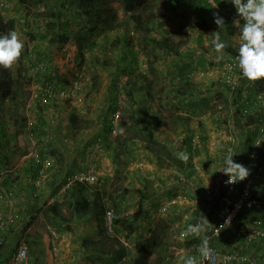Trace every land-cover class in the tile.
Returning <instances> with one entry per match:
<instances>
[{"label":"crops","instance_id":"obj_1","mask_svg":"<svg viewBox=\"0 0 264 264\" xmlns=\"http://www.w3.org/2000/svg\"><path fill=\"white\" fill-rule=\"evenodd\" d=\"M65 1L59 0L56 7L51 9H47L46 4L44 7L30 5L28 9L27 2L19 4L24 8L22 16L32 27H39L41 23L48 25L52 19L47 13L35 16L36 12L59 8L61 14L59 19L56 18L58 25L69 28L92 23L100 32L103 26L100 19L102 14L98 16L97 13L100 0H68L69 4H65ZM140 1L147 5L150 1L153 6L160 3L164 8L161 16L154 15L151 19V36L178 41L176 39L181 37L184 38L180 40L187 39L188 33L191 42L202 44L210 40L214 42L219 35L225 47L217 52L214 43V50L210 53L209 49L202 53L198 48L194 51L191 48L186 51L160 48L165 54L163 58L167 59L162 61L164 65L160 66L159 71L168 81L160 87L165 97L155 92V84H150L151 91L143 95L141 105L147 111L146 123L152 124L159 145L167 151L153 153L144 147V142H133V155L129 156L131 160L125 181L115 177L117 142L114 138L117 130L111 133L110 130L117 127L113 126V122L118 121L117 116L110 120L109 114L100 118L93 115V120L88 122V113L94 112L93 109L86 113L81 102L59 103L42 99L38 89L27 103L25 115L28 133L22 136L23 132L11 131L12 124L17 130L19 124L8 117L2 119L0 110V147L4 151L5 165L9 168L0 175V212L11 209L15 215L10 225L0 229V234L6 238L5 245L0 248V264H5L21 237L27 238L31 264H137L136 259L143 255L147 257L146 264H185L188 258H194L196 264H200L205 239L208 245L222 254L233 256L229 264H264V236L254 234L259 227L264 233V158L252 156L256 123L260 115L253 112L241 116L240 126H233L235 121L229 122V131L214 129L218 123L213 117L208 122L210 109L206 110V105L213 104L212 93L208 96L207 92H200L201 97L196 94V88L204 91L210 88L206 84L200 87L201 80L205 78L202 77L203 71H206L200 59L210 57L211 53L212 57L213 54L217 56L215 59L227 56L228 46L239 50L243 43L236 39L241 32L235 29L241 22L238 24L239 19L230 14V10L236 7L232 0ZM77 2H82L84 9L92 12V19L79 9L75 11ZM153 6H149L151 10L155 9ZM5 12L10 19L15 18V25H22L20 15ZM216 13L225 21L220 27L214 22ZM175 25L179 26L180 31H173ZM61 38L63 40L42 49L44 54L37 57H43L46 66L39 78L57 82L60 87L74 74L79 57L75 35ZM131 47L128 51L129 56L133 57L139 50ZM131 51H135L134 54ZM190 72H194V79L199 77L195 79L193 87L184 84L185 80L178 79ZM113 94L108 89V95ZM157 104L163 105L164 110L172 105L179 107L175 112V123L161 118V115L156 119L151 118ZM1 107L4 113L6 106ZM76 108L80 110L79 117L73 114ZM178 115L191 119L187 122ZM231 136H235L237 141ZM22 137L29 138L34 145L18 148L16 143ZM229 147L233 149L234 162L249 169V176L241 183L252 181L255 203L244 209L228 230L215 236L210 228L215 221V209L224 193L220 181L226 174L221 168L225 166L224 155ZM181 154L185 158H181ZM260 164L257 172V165ZM42 168L50 176L39 183L37 177ZM82 173L97 176L96 182L88 183L86 196L91 198L92 190L98 189L106 210L113 208L117 215L112 234L107 232L105 226L109 237L105 241L100 220L91 211L72 210L63 203L65 190L73 182L69 176ZM54 202L59 203L58 209L66 220L60 219L52 211L47 213V206ZM189 228L193 230L189 232ZM53 231L60 234L57 252L52 249L50 241ZM247 231L252 232L250 235L258 240H248L245 237ZM115 239L127 249V254L119 259L115 257L118 249Z\"/></svg>","mask_w":264,"mask_h":264},{"label":"rangeland","instance_id":"obj_2","mask_svg":"<svg viewBox=\"0 0 264 264\" xmlns=\"http://www.w3.org/2000/svg\"><path fill=\"white\" fill-rule=\"evenodd\" d=\"M10 1H12V3ZM27 1H28L26 4L27 9L30 8V5L34 7L36 4L40 5V7H44L46 4L47 6L46 8L51 9L53 7H56V4L58 3L59 0H27ZM121 1L122 0H108V1L100 0L99 10L97 13L98 16H100L101 14L102 16H109L108 20L106 21L107 24L117 25L119 23L124 24L128 22L129 28L131 29L130 32H126L122 26L118 29H114L112 28L111 25L102 26V29L100 28L101 29L100 32H97L99 30L96 28V26H93L92 23H89L90 24L89 26L81 25L80 27L72 26L69 28H65L59 25L55 31L49 30L47 25L46 24L42 25V23L40 24L39 27H37L36 25L32 27L30 23L27 24V20L22 16V14H24V8H22L23 6L19 4L20 3L19 0H0V10L2 11V9H4L1 12L3 13V16L6 13L5 11H9V14L12 13L21 16L19 22L22 25H20L19 23L17 25H14L15 26L14 29H9L5 34H8L11 31H16L18 36L22 39L24 43V48L22 49L21 56L11 66L6 67L7 68L6 72L12 74L13 77L20 76L21 74L26 75L27 77H29V75H33L35 77L32 78L29 87L27 86V88L30 90V98H31V96L34 95L35 92H38V89L40 91L41 85L46 80H49L47 78L44 80L42 78H39L40 72L42 73V71L46 68L43 57H41L40 59L37 58L38 55L42 56L44 54L42 49H47L51 47L53 43H49L50 38L59 37L60 39L63 40L61 36H58L59 32L65 33V35H72V36L75 35V39L77 40V42L75 43L79 53V57H77L78 66L74 70V74L71 75L70 78H68L67 82L65 84H61L64 86L60 87V84L58 85V83L55 82L59 94L57 95V97L54 99L55 101L53 102L60 103L61 101H65V102L76 101L83 103L84 108L87 110L86 113L90 112L92 109L94 111L88 113L90 115V118L86 119L88 122L93 120L92 118L93 115H95V117L100 118L101 115L104 116L105 114H109L108 118H110V120H113L117 116L118 121L113 122V126L117 125V127L114 130H118L120 125V132L125 131L126 127L122 124V122L127 121L129 114L128 112L130 111L131 108L127 105L128 97L125 95L122 89L123 84L129 78L134 77L136 79L137 85L142 86L143 77H147L148 81L146 80V82L149 85L155 84L156 86L155 92L159 93L162 97H165L164 90L161 89L160 87H163V85L167 84L168 81L167 79L162 77L161 74L159 73L160 66L164 65L162 61L166 59L163 58L165 54L158 46H156V44H151L150 46H147L148 53H145L143 51V47L145 46V44L143 41H141L140 38L142 33L141 31H137L134 29V26L129 19V15L133 11H126ZM64 3L69 4L68 0L65 1ZM139 5L141 6H137L135 11H140L144 16H149V17H151L152 15L161 16V12L164 9L163 7L160 6V3L158 5L154 4L153 6L152 3H150V1L146 9L145 8L143 9V5H144L143 1H141ZM74 6L76 9L75 11H78L77 9H79L84 12L83 15H86V17L92 19L90 17V15H92L91 14L92 12L90 10L86 11L84 9V6L82 5V2H77L75 3ZM149 6H153L155 9L152 8L151 10V7ZM65 8H67V6H65ZM109 8L113 9V12L115 14L107 12ZM21 9H23V11H21ZM230 14H232L236 20H238L239 19L238 17H240V19L238 20V24H239V21L242 19V17L239 16L237 10L236 9L234 10V8H232ZM3 19H7L5 21L11 20L10 17L7 16L4 17ZM82 19L83 18L81 16L80 20L82 21ZM186 21L190 23V21L188 20ZM235 27H236L235 29H238V31L241 32L243 24ZM178 28L179 26L175 25L173 31L174 32L180 31L178 30ZM126 36L128 38H126ZM145 36H147V34ZM186 37L187 39L185 38L180 40L181 38H184L181 37L176 39L178 41H172L174 45L173 47L174 51L175 50L179 51V49L182 51H186L190 48L193 49L194 51L195 48H198L201 49L202 53H204L206 49H209V53L211 51L213 52L214 42L212 40L208 41L207 43L197 44L195 42H191L190 34L187 33ZM130 39L131 42L129 43V45L124 46V44H126V42H128ZM236 39H239V41L242 42L241 36L240 37L237 36ZM120 42L123 43V45H119L121 44ZM55 43L56 42H54V44ZM182 44L185 45L183 46ZM181 45L183 47H181ZM131 46H134L139 50L138 54H136L137 56L136 55L133 57L129 56L128 50L130 49ZM92 49H94L93 52L91 51ZM216 57L217 56L215 54H213L212 57V53H211L210 57L200 59L201 62H204L203 66H205L206 68V71H203L204 75L202 76L205 78L201 80L200 87H204V84H206V86L207 87L210 86V88H208V90L206 91H204V89L199 90L196 88V94L200 96L199 94L200 92L201 93L207 92L209 96V93H212L211 103L213 104L211 106H209L210 104L208 106L206 105V110L208 111L210 109V112H208L207 114V120L209 122L211 119L210 117H213L215 118L214 119L215 122L218 123L214 125V129H218V130L224 129L223 131L226 130L229 131L228 129L229 122L235 121L236 123H234L233 126L235 125L240 126V119L242 114L240 111L236 112V109L233 107L234 105L231 101L232 99L231 96L236 92H238L239 90L238 88H236L232 92L228 85L227 87L224 85L225 81L228 79L227 78L228 70L231 69V66L232 68L234 67L233 66L234 64H232L233 60L231 58L227 59L226 55L225 56L222 55L221 57L215 59ZM20 60H22L21 63H19ZM38 63H43L44 66L39 70H36L35 67L37 66ZM0 69L1 71H3L5 67L0 66ZM178 79L179 81L185 80L183 81L184 84H191L192 87L193 85H195L196 82L194 79V72H190L188 73V75H186L185 73L183 77H179ZM254 82L255 80H249L246 88L255 87L256 85L254 84ZM108 89L112 90L114 94L108 95ZM188 90L189 89H186V91ZM259 91L261 92V90ZM254 92L256 94L258 90H254ZM142 97L143 94H141L140 98ZM173 97L176 98L178 96H173ZM158 98L160 99L161 102V98L159 96ZM3 100L4 99L0 98V102H2ZM141 100H139V102L142 104ZM4 102L8 103V100H5ZM114 106L115 108H117V111L115 112L113 111ZM136 106L137 108L139 107V105ZM162 106L163 105L161 104L159 105L157 104V106L155 107L157 110L156 112H154V116L151 118L156 119L158 116L161 115L160 116L161 118L165 117L168 119V121L175 123L173 120L176 119L175 112L179 110V107H177V105H172V107L164 110V107ZM26 108H28L27 105ZM26 108L25 110H23L24 114L27 113ZM0 110L2 111L1 113L2 119H4L5 117L10 118V111L8 110V105L6 106V111H4V113L1 105H0ZM79 111L80 110L76 108V111L73 114L79 117L80 115ZM147 119L148 117L144 121L146 122ZM10 120L13 122L11 118ZM223 123L224 125H220ZM15 127L16 126L12 124L11 131L12 129L18 131ZM208 129L213 130V128L212 129L208 128ZM26 133H28L27 130L23 131L22 136L26 135ZM130 133H132V131ZM135 140L138 141V144L144 142L143 139L139 137ZM131 144H132L131 142H128V145ZM32 145H34V143H32L29 138L24 139V137H22V140H18V143H16V146L18 148L20 147L27 148ZM155 147L160 150L159 151L160 153H166L167 151L165 147H162L159 144H155ZM130 160L131 157H129V155L124 156V158L121 159L123 163L122 165L124 166V171L122 172L120 176L121 178L119 177V179L123 178L122 180L124 181L126 180ZM7 171H9V168L6 167L5 159H4V165H0V175L5 174Z\"/></svg>","mask_w":264,"mask_h":264},{"label":"trees","instance_id":"obj_3","mask_svg":"<svg viewBox=\"0 0 264 264\" xmlns=\"http://www.w3.org/2000/svg\"><path fill=\"white\" fill-rule=\"evenodd\" d=\"M21 3L28 2L27 0H19ZM123 6L126 11H133L129 15V19L132 22L134 29L137 31H141L142 35L140 36L141 41L144 42L145 46L143 47V51L145 53H148L147 46H150L151 44H156L159 48L166 49L167 51H173V43L172 40L169 37H163V38H155L151 36V28H152V18L155 17L152 15L144 16L142 12L135 11L140 0H122ZM145 2V0H144ZM148 5L145 3L143 5V9L147 8ZM231 11V10H230ZM107 12L113 13V9L109 8ZM47 13L50 14L49 24L47 25L49 30L55 31L57 27L59 26L57 23V19H59L61 11L58 9H52V10H46L42 12H36L35 16H44ZM81 13V12H80ZM78 13V14H80ZM109 16H102L100 18L103 22V26L111 25L112 28L118 29L121 26L125 29L126 32H130L131 29L129 28V24H107L106 21L108 20ZM240 19V17H238ZM15 19H11L8 21H5L3 19V15L0 10V34H5L9 29H14L15 25ZM241 24H244V19L240 20ZM239 21V22H240ZM60 33V32H59ZM58 36L64 37L65 33H61ZM147 34V36H145ZM126 38H128L126 36ZM60 40L58 37L50 38V42L54 43L56 41ZM131 42V39L126 42L124 46H128ZM132 48V47H131ZM135 52V51H133ZM132 51L131 53L134 54ZM228 54L237 55V48H233L231 46H228L227 48ZM26 54V53H24ZM22 60L19 61L21 63ZM6 67L3 71L0 69V98L4 99L2 102H0L1 106H7L8 110L10 111V118L13 119V121L17 122L19 124L18 131L23 132L27 130L28 124H27V117L24 114L23 110H25L26 105L30 99V90L27 88L31 84L32 78H34L33 75H29L27 77L26 75L21 74L20 76L13 77L12 74L9 72H6ZM153 69V68H151ZM148 81L147 77H143L142 79V86H138L136 83V79L134 77L129 78L124 84H123V91L125 95L128 97V103L127 105L131 108L128 112V119L127 121H123L122 124L126 127L125 131L120 132V125L119 129L117 130L116 137L114 140L117 142V149H115V155L117 158V169L115 171V177L116 179H119L122 172L124 171V166L122 165L121 159L124 158V156H131L133 155V148L131 145H128V142H135L138 137L142 138L145 142V148L153 153H158L160 150L155 147V144H159L155 137V133L153 131V126L150 124V122L146 123L144 120L147 118V111L145 108L141 106V103L139 100H141V94L146 95V93L151 91L150 85L146 82ZM52 81V80H51ZM26 84V85H25ZM56 84V83H55ZM227 86V84H224ZM264 89V88H263ZM146 91V92H145ZM264 92V90H263ZM264 94V93H263ZM242 94H237L235 96V99L239 100V98H242ZM5 100H8V104H5ZM136 105H139L137 108ZM3 109V108H2ZM113 111H117V108L115 106L113 107ZM256 113V111L254 112ZM263 113V112H261ZM264 114V113H263ZM248 116V115H247ZM122 118V115H121ZM178 118H183L187 122L191 119L189 116L182 117L178 115ZM114 130V128H111L110 133ZM127 130V131H126ZM132 131V133H130ZM143 136V137H142ZM146 138V139H145ZM145 139V140H144ZM134 144V143H133ZM121 178V177H120ZM89 185L85 181L75 180L73 181L65 190V198L63 203L68 204L69 208L76 211H84L89 210L91 213H93L99 220L100 224L99 226L102 228L103 233V240H107L109 237L106 234L105 230V211L106 208L102 202V198L100 196V191L98 189H94L91 192V198H88L86 196V193L89 191ZM59 203L54 202L47 206L46 211L47 213L52 211L55 215H57L60 219L66 220L67 218L62 215V212L58 209ZM63 205V204H60ZM136 215V214H135ZM216 221V218H215ZM214 221V222H215ZM226 231V230H224ZM223 231V232H224ZM115 241L118 244V249L116 251V259L122 258L127 254V249L124 247L120 242L115 239ZM101 252V251H99ZM147 253V252H146ZM111 261V259H110ZM137 264H146L147 263V257L146 255L139 256L136 259Z\"/></svg>","mask_w":264,"mask_h":264},{"label":"built area","instance_id":"obj_4","mask_svg":"<svg viewBox=\"0 0 264 264\" xmlns=\"http://www.w3.org/2000/svg\"><path fill=\"white\" fill-rule=\"evenodd\" d=\"M234 64L233 68L228 70V79L225 83L229 86L231 91L233 92L236 88L239 89L242 82L246 77L243 76L238 64L232 62ZM230 65V64H229ZM44 66L43 63H38L35 67L36 70H39ZM225 70V69H223ZM231 92V94H232ZM59 94L57 86L54 81L46 80L40 87V95L42 98L48 101H55L54 99ZM238 94V93H237ZM237 94H233L231 96V101L234 104V108L239 110L242 116H247L256 111L260 115L258 117V121L256 123V137H255V150L252 152L253 158H264V116L261 112L264 113V94L260 93L255 95L254 98L247 92L243 94L242 98L239 100L235 99ZM118 115V114H117ZM234 140L237 141L235 136H231ZM232 156L233 159V149L229 147L224 155V161L226 163V158ZM0 165H4V154L3 150L0 147ZM260 165H257V172L260 169ZM47 168V167H46ZM48 177V173L46 169L42 168L40 170V175L38 176L37 181L42 183ZM78 179L82 181H88L90 183L95 182L97 180V176L95 174H86L82 173L79 175H73L70 178ZM228 180V176L224 175L221 177L220 187L223 188L224 193L221 195L219 200V206L215 209L214 216L216 221L211 226L210 230L215 236H219L222 231L228 230L231 225L234 223L235 219L240 216L241 212L249 207H252L255 203V198L253 197L251 183L252 181H246L245 183H241V181H237L234 183H226ZM8 193V192H6ZM15 218V215L11 209L6 212H0V229L10 225ZM117 215L113 208H107L105 212V225L106 229L109 233L114 232L115 224H116ZM256 224V223H255ZM259 227V226H258ZM250 234H253L250 231H247V235L245 237L248 240H258L257 237H252ZM254 234L264 236L263 230L261 227L254 231ZM52 249L57 252V247L60 242V234L58 231H53L50 237ZM6 243L5 236L0 234V247L4 246ZM125 244L129 245L128 242L125 241ZM208 254L206 256L200 255V264H229L233 259L232 255L222 254L221 251L216 249L215 247L208 245ZM5 264H31L30 258V247L24 237L20 238L16 248L10 254ZM254 264V263H253Z\"/></svg>","mask_w":264,"mask_h":264},{"label":"clouds","instance_id":"obj_5","mask_svg":"<svg viewBox=\"0 0 264 264\" xmlns=\"http://www.w3.org/2000/svg\"><path fill=\"white\" fill-rule=\"evenodd\" d=\"M232 3L236 7L239 16L244 19V24L241 29V39L243 43L240 44L237 55L227 54V59L231 58L233 62L238 64L243 76L246 77L241 86H239V91L235 94L238 93L243 95L247 92L254 98L255 95L264 93V0H232ZM214 22L219 25V27L225 23L224 18L221 17L219 13L215 14ZM214 43L217 52H220V50L225 47V44L220 41L219 35H217ZM23 48L24 43L16 31L0 35V66H11L21 56ZM249 80H255L254 84L256 86L246 88ZM254 90H258V92L255 94ZM259 90H261V92ZM238 111L237 109L236 112ZM181 158H185L183 154H181ZM40 170L38 176L40 175ZM221 170L228 176L226 183L243 181L249 176V169L240 163L234 162L232 156L226 158L225 166L221 168ZM47 173L48 177L46 179L50 176L48 171ZM71 176L72 175L69 176V179ZM75 180L78 179H73L71 181ZM85 182L90 183L86 180ZM192 230V228L188 229L189 232ZM203 243L204 247L201 249V253L206 256L208 254L207 239H205ZM253 263L259 264L257 262ZM185 264H196V260L194 258H188Z\"/></svg>","mask_w":264,"mask_h":264}]
</instances>
